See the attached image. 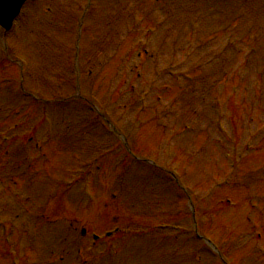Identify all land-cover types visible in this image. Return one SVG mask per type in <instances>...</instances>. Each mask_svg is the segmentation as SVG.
<instances>
[{
	"label": "rangeland",
	"instance_id": "obj_1",
	"mask_svg": "<svg viewBox=\"0 0 264 264\" xmlns=\"http://www.w3.org/2000/svg\"><path fill=\"white\" fill-rule=\"evenodd\" d=\"M34 1L10 33L0 29V132L9 136L5 142L0 133L6 149L0 150V232L6 221L14 232L7 248L0 233V264H30L29 255L33 264H223L201 232L230 264H264V0H94L119 7L114 21L97 25L90 38L92 30L81 37L67 21L61 26L56 10L46 11L60 7L58 0ZM194 10L210 16L190 21ZM51 18L59 24L49 28ZM148 27H158L152 41L139 40ZM4 33L16 34L18 51L31 56V76L8 63L12 49L2 52ZM130 33L136 40L123 42ZM102 34L118 38L116 58L107 56L116 40L88 42ZM166 38H182L183 47L173 57L177 46L164 42L150 56ZM249 41L258 58L248 63ZM142 43L149 50L144 57ZM39 81L55 82L74 101L44 97L46 111L28 92L16 93L18 83L33 91ZM215 104L226 107L225 116ZM123 134L140 160L122 148ZM36 141L44 143L43 154ZM167 144L172 155L164 152ZM230 156L237 165L228 164ZM175 162L185 191L175 187ZM46 167L52 169L41 174ZM91 232L101 235L92 247Z\"/></svg>",
	"mask_w": 264,
	"mask_h": 264
},
{
	"label": "water",
	"instance_id": "obj_2",
	"mask_svg": "<svg viewBox=\"0 0 264 264\" xmlns=\"http://www.w3.org/2000/svg\"><path fill=\"white\" fill-rule=\"evenodd\" d=\"M6 2V3H13L15 0H0V2ZM25 0H20L19 5H21ZM0 12H1V4H0ZM1 14V13H0ZM1 17V16H0ZM11 18V17H10ZM0 23L3 24L5 27L9 26L8 21L4 23V21L0 18Z\"/></svg>",
	"mask_w": 264,
	"mask_h": 264
}]
</instances>
